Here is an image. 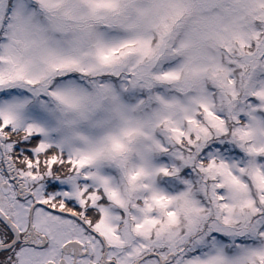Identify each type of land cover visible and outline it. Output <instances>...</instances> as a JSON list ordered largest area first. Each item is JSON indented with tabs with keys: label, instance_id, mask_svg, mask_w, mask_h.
Masks as SVG:
<instances>
[{
	"label": "snow or ice",
	"instance_id": "1",
	"mask_svg": "<svg viewBox=\"0 0 264 264\" xmlns=\"http://www.w3.org/2000/svg\"><path fill=\"white\" fill-rule=\"evenodd\" d=\"M0 264H264V0H0Z\"/></svg>",
	"mask_w": 264,
	"mask_h": 264
}]
</instances>
